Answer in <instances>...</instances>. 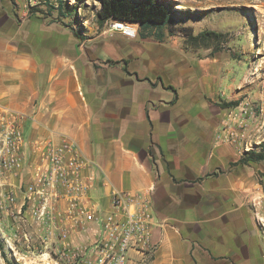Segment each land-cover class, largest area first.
I'll use <instances>...</instances> for the list:
<instances>
[{"label":"crops","instance_id":"crops-1","mask_svg":"<svg viewBox=\"0 0 264 264\" xmlns=\"http://www.w3.org/2000/svg\"><path fill=\"white\" fill-rule=\"evenodd\" d=\"M170 1L187 10L186 17L175 14L176 25L196 37L207 30L209 10L225 0ZM112 22L100 27L97 17H63L57 8L43 17L29 1L0 0V108L29 115L28 141L74 139L98 165L90 175L102 209H113L116 192L151 198L156 250L145 264H258L250 215L239 206L209 204L235 197L243 183L214 147L219 105L230 98L228 63L185 33L131 23L138 33L129 38L110 30ZM37 153L28 148L31 163ZM16 197L0 209V233L15 243L8 233L19 237L30 223L51 246L56 236L37 220L34 206H23L20 189ZM92 238L72 231L67 241L76 248ZM130 256L129 264L143 258Z\"/></svg>","mask_w":264,"mask_h":264},{"label":"built area","instance_id":"built-area-1","mask_svg":"<svg viewBox=\"0 0 264 264\" xmlns=\"http://www.w3.org/2000/svg\"><path fill=\"white\" fill-rule=\"evenodd\" d=\"M110 30L129 38L138 33L133 24L122 21H113ZM0 110V209L14 205L20 189L23 206H34L37 220L47 225L48 234L56 236L53 251L47 252L51 260L54 254L67 264H129L130 254L137 253L143 256L138 264H145L156 250L151 198L116 192L113 209H102L92 196L97 179L90 175L98 165L74 139L61 134L57 142L28 141L29 115L5 107ZM28 148L38 152L34 163ZM72 231L93 238L72 248L67 241Z\"/></svg>","mask_w":264,"mask_h":264},{"label":"rangeland","instance_id":"rangeland-1","mask_svg":"<svg viewBox=\"0 0 264 264\" xmlns=\"http://www.w3.org/2000/svg\"><path fill=\"white\" fill-rule=\"evenodd\" d=\"M17 1L20 4L29 1L30 10L43 17H47V11L52 14L53 7L59 4L56 0H12ZM65 1L75 7L80 19L96 22L98 0ZM175 8L178 16H187L183 12L186 8L179 5ZM205 23L206 31L218 36L210 38L207 44L201 39L188 41L194 46L200 44L198 48L209 49L210 56L228 63L230 69V98L219 105L224 111L215 125L214 147L215 151L220 150L219 158L237 171L234 175L243 177L235 197L232 193L220 199L210 198L209 204H217L219 208L239 206L250 215L252 242L259 244L261 250L258 264H264V159L258 160L255 155L264 153V0H225L221 7L209 10ZM87 24L84 22V27ZM25 137L30 139L27 128ZM25 226L19 230V237L14 232L8 233L17 239L15 243L0 233L5 246V251L0 248V264H67L54 254L55 260L45 257L53 246L41 243L44 235L35 232L32 224ZM24 234L31 236L30 244L25 242Z\"/></svg>","mask_w":264,"mask_h":264},{"label":"trees","instance_id":"trees-1","mask_svg":"<svg viewBox=\"0 0 264 264\" xmlns=\"http://www.w3.org/2000/svg\"><path fill=\"white\" fill-rule=\"evenodd\" d=\"M50 1V0H47ZM57 8L63 17H78L75 7H70L65 0H56ZM100 9L97 12V21L103 24L106 21H122L126 23L139 24L141 28H153L162 32L167 27L170 32L179 31L185 33L192 41L203 40L207 44L210 38L217 37L214 32L203 31L198 36H192L189 27L177 24L175 14L178 12L174 3L170 0H99ZM259 159H264V153L255 154ZM0 248L5 251L3 240L0 238Z\"/></svg>","mask_w":264,"mask_h":264},{"label":"bare ground","instance_id":"bare-ground-1","mask_svg":"<svg viewBox=\"0 0 264 264\" xmlns=\"http://www.w3.org/2000/svg\"><path fill=\"white\" fill-rule=\"evenodd\" d=\"M47 255H45V257H46Z\"/></svg>","mask_w":264,"mask_h":264}]
</instances>
